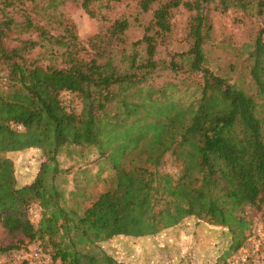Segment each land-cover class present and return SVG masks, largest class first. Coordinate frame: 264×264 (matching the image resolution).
<instances>
[{
    "label": "trees",
    "instance_id": "1",
    "mask_svg": "<svg viewBox=\"0 0 264 264\" xmlns=\"http://www.w3.org/2000/svg\"><path fill=\"white\" fill-rule=\"evenodd\" d=\"M120 1L0 0L1 257L39 242L51 264H125L100 244L156 235L188 217L227 229L237 253L252 227L244 208L264 210V23L250 52L256 94L215 73L206 51L210 5L225 12L252 3L264 15V0H138L152 16L140 39L129 41L131 23L118 18L88 46L63 11L74 3L107 21ZM182 6L195 11L190 45L166 59ZM64 95L79 99L80 111ZM69 146L112 160L113 187L85 206L67 203L69 170L59 155ZM30 148L44 161L32 182L18 185L7 154ZM169 153L181 165L177 175L160 170ZM70 194L85 203L83 190Z\"/></svg>",
    "mask_w": 264,
    "mask_h": 264
},
{
    "label": "rangeland",
    "instance_id": "2",
    "mask_svg": "<svg viewBox=\"0 0 264 264\" xmlns=\"http://www.w3.org/2000/svg\"><path fill=\"white\" fill-rule=\"evenodd\" d=\"M137 2L138 0L113 2L112 8L106 12L107 21L90 18L79 5L74 3L68 2L63 7V11L77 25L79 38L86 46L90 37L105 32L110 22L118 18H126L130 21L131 27L127 36L129 41H136L144 34L142 25H146L152 17L151 13H141ZM253 5L255 4L251 3L247 9L231 7L225 12L215 9V4L210 5L208 16L213 25V33L206 51L209 66L215 73L227 76L249 93L256 94L258 91L251 75L253 61L250 59V52L254 50L253 45L263 27L264 15H258ZM194 14L195 11L191 12L183 6L174 10L171 18L172 34L168 39L169 52L164 51L163 58L168 59L170 52L188 49L189 23ZM136 18L140 20L139 23ZM39 52L36 51L33 56L39 57ZM5 83V71H1L0 87L3 88ZM63 99L67 103L72 100L73 106L80 111L81 101L75 96L64 95ZM116 144L112 145L109 154L114 153ZM98 153L100 152L93 149L75 146L66 147L60 153L61 167L69 170L63 178L67 180L64 188L70 206L75 205L78 200L82 202V206H85L98 194L113 187L111 182L113 171L110 164L112 160L109 157L98 159ZM7 156L14 161L18 185L32 182L44 161L43 152L38 148L8 153ZM160 170L162 173L177 175L181 165L175 160V156L169 153L165 156ZM78 189L83 190L87 195L85 203L84 197L70 194ZM244 214L252 222V226L254 223L264 221V210L258 212L246 206ZM0 239H5L2 233ZM231 242L232 236L227 229L195 217H188L180 224L164 229L156 235L138 238L119 236L101 243L100 246L125 264H214L216 262L223 264L235 257L236 253H231ZM38 246H40L39 242L33 243L29 245V249L33 250ZM12 254L0 256V264H20L12 261ZM45 256L48 259L45 258L39 264H51L50 256L47 254Z\"/></svg>",
    "mask_w": 264,
    "mask_h": 264
},
{
    "label": "built area",
    "instance_id": "3",
    "mask_svg": "<svg viewBox=\"0 0 264 264\" xmlns=\"http://www.w3.org/2000/svg\"><path fill=\"white\" fill-rule=\"evenodd\" d=\"M21 130V126H17ZM40 209L37 205L30 208V216L34 220L39 218ZM12 261L20 264H39L46 258L40 246L13 253ZM48 258H46L47 260ZM50 259L48 260V262ZM228 264H264V221L253 224L241 249Z\"/></svg>",
    "mask_w": 264,
    "mask_h": 264
},
{
    "label": "crops",
    "instance_id": "4",
    "mask_svg": "<svg viewBox=\"0 0 264 264\" xmlns=\"http://www.w3.org/2000/svg\"><path fill=\"white\" fill-rule=\"evenodd\" d=\"M26 183L22 184V185H25Z\"/></svg>",
    "mask_w": 264,
    "mask_h": 264
}]
</instances>
